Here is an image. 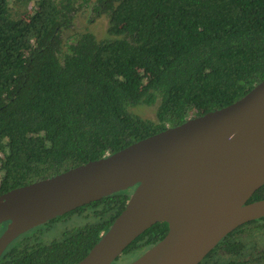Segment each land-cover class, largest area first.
I'll return each mask as SVG.
<instances>
[{
	"label": "trees",
	"instance_id": "trees-1",
	"mask_svg": "<svg viewBox=\"0 0 264 264\" xmlns=\"http://www.w3.org/2000/svg\"><path fill=\"white\" fill-rule=\"evenodd\" d=\"M82 13L88 24L106 21L107 37L80 32ZM262 81L264 0H0V195L225 108ZM133 191L28 231L0 264H77ZM261 200L264 186L248 203ZM75 216L86 223L40 242L38 229ZM167 233L166 223L152 226L120 264ZM261 237L264 218L230 233L200 264H264Z\"/></svg>",
	"mask_w": 264,
	"mask_h": 264
},
{
	"label": "water",
	"instance_id": "water-1",
	"mask_svg": "<svg viewBox=\"0 0 264 264\" xmlns=\"http://www.w3.org/2000/svg\"><path fill=\"white\" fill-rule=\"evenodd\" d=\"M264 81L235 103L100 160L0 195V258L28 231L133 189L77 264H113L144 232L167 235L129 264H200L230 233L264 218Z\"/></svg>",
	"mask_w": 264,
	"mask_h": 264
},
{
	"label": "rangeland",
	"instance_id": "rangeland-1",
	"mask_svg": "<svg viewBox=\"0 0 264 264\" xmlns=\"http://www.w3.org/2000/svg\"><path fill=\"white\" fill-rule=\"evenodd\" d=\"M31 11L26 15L25 19L28 20V17L31 15L32 11L36 8V4L32 3L31 4ZM78 26L77 28L79 29L80 32L85 31L86 29H89L92 33L96 34L100 39H103L107 37V27H106V21L104 20H99L94 24H88V15L81 14L78 19ZM135 113L138 114L139 116L146 118V119H154L155 113L154 110L148 109L146 107H139L135 110ZM85 220L82 218H77L72 217V218H64L59 220L58 222L42 227L38 229L37 232H43V238L40 239V242L42 244H48L51 243L55 240H60L63 238V236L72 230H75L76 228L82 227L85 224ZM33 234V233H32ZM260 241L262 242V248H264V237L260 238ZM123 256L119 257V262L113 263V264H120V262L123 260ZM249 258L246 257V259H243L247 261ZM126 262L123 261L121 264H125Z\"/></svg>",
	"mask_w": 264,
	"mask_h": 264
},
{
	"label": "flooded vegetation",
	"instance_id": "flooded-vegetation-1",
	"mask_svg": "<svg viewBox=\"0 0 264 264\" xmlns=\"http://www.w3.org/2000/svg\"><path fill=\"white\" fill-rule=\"evenodd\" d=\"M7 226H8V223H4V224H1V225H0V228L3 227V228L1 229V231H0V235H1V234L3 233V231L7 228ZM11 245H12V244H11Z\"/></svg>",
	"mask_w": 264,
	"mask_h": 264
}]
</instances>
